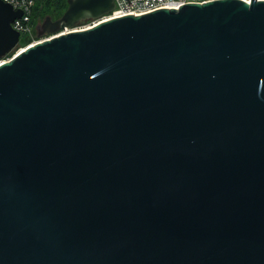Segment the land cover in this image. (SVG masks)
<instances>
[{
  "label": "water",
  "instance_id": "95a60500",
  "mask_svg": "<svg viewBox=\"0 0 264 264\" xmlns=\"http://www.w3.org/2000/svg\"><path fill=\"white\" fill-rule=\"evenodd\" d=\"M113 7L0 0V264H264V0Z\"/></svg>",
  "mask_w": 264,
  "mask_h": 264
},
{
  "label": "built area",
  "instance_id": "2783aa9c",
  "mask_svg": "<svg viewBox=\"0 0 264 264\" xmlns=\"http://www.w3.org/2000/svg\"><path fill=\"white\" fill-rule=\"evenodd\" d=\"M2 1L10 4L14 10L17 9L21 10V16L15 18L11 22V27L14 30L18 31L20 36L29 33L32 30V21H33L32 7L35 0H2ZM113 1H114L113 9L109 13L102 16V18L98 20H90V24L88 25H82L83 23L82 22L80 25L76 26L75 28L65 27L60 32V34L72 30H77L83 27H87L111 18L121 17L125 15H141L154 11L156 9L180 7L181 5L188 3L202 4L211 0H113ZM242 1L250 3L251 0H242ZM47 37L49 36H46L44 38Z\"/></svg>",
  "mask_w": 264,
  "mask_h": 264
},
{
  "label": "trees",
  "instance_id": "16d2710c",
  "mask_svg": "<svg viewBox=\"0 0 264 264\" xmlns=\"http://www.w3.org/2000/svg\"><path fill=\"white\" fill-rule=\"evenodd\" d=\"M34 3L33 17L35 19L37 17L40 21L45 16H50L52 19L59 18L67 7V0H35Z\"/></svg>",
  "mask_w": 264,
  "mask_h": 264
},
{
  "label": "rangeland",
  "instance_id": "374dc122",
  "mask_svg": "<svg viewBox=\"0 0 264 264\" xmlns=\"http://www.w3.org/2000/svg\"><path fill=\"white\" fill-rule=\"evenodd\" d=\"M35 4V3H34ZM34 4H33V7H32V12L34 14ZM41 21L38 20V18L36 17H33V21H32V30L25 34V35H21L20 36V43H19V46L14 50L12 51V53L8 54L4 59H7L9 57H11L15 52H17L18 50H20L21 48L25 47L26 45L30 44V43H33L34 41H37L39 40L40 38H44L46 37L47 35H43L42 37H38L37 36V31H36V26L38 24H40ZM90 24V20L89 21H84L82 23V25H88ZM23 39V40H22Z\"/></svg>",
  "mask_w": 264,
  "mask_h": 264
}]
</instances>
